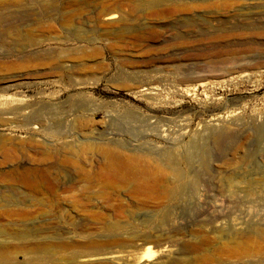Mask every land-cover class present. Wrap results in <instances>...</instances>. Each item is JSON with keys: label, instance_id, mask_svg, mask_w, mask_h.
I'll use <instances>...</instances> for the list:
<instances>
[{"label": "rangeland", "instance_id": "rangeland-1", "mask_svg": "<svg viewBox=\"0 0 264 264\" xmlns=\"http://www.w3.org/2000/svg\"><path fill=\"white\" fill-rule=\"evenodd\" d=\"M31 4L0 0V264H264V0Z\"/></svg>", "mask_w": 264, "mask_h": 264}, {"label": "bare ground", "instance_id": "bare-ground-1", "mask_svg": "<svg viewBox=\"0 0 264 264\" xmlns=\"http://www.w3.org/2000/svg\"><path fill=\"white\" fill-rule=\"evenodd\" d=\"M33 7L35 8H31L30 11L27 10H23V11H16L19 14H25V15H31L33 14L31 11H33L34 13L37 14V12L39 13H49V0H32V4ZM38 6V7H36ZM5 7H8L7 5H5ZM3 8V7H2ZM2 8L0 10V16H3V14H10V13H14L13 11H11L10 9H6L4 11H2ZM20 9V8H19ZM22 12V13H21ZM31 12V13H28ZM116 17L115 14H110L107 16V18H113ZM13 33L17 31V26L16 28L13 26L10 29ZM198 80H200V84L202 85H206L208 84L209 81H205L204 77L200 76L198 78ZM150 91L146 92V93H151V89H155L154 87H149ZM221 117V114H219L216 117L211 118V120H217ZM253 130H255L256 134L260 137L263 138L264 137V121L255 124V126L252 127ZM208 132H210L209 130H206L205 133H200L197 136H195L188 145V149L186 151V156L189 159H192L195 155H199L204 151V145H205V139L206 136H208ZM206 134V136L204 135ZM165 135V134H164ZM172 159H175V155L173 154L171 156ZM145 244H147V242L145 241ZM160 251H164V248L160 249H153L150 245H145L144 246V250L143 252L138 256V260L139 261H144V260H148L151 259L153 257H155L157 255V252Z\"/></svg>", "mask_w": 264, "mask_h": 264}]
</instances>
